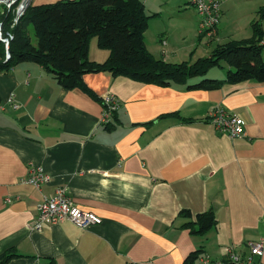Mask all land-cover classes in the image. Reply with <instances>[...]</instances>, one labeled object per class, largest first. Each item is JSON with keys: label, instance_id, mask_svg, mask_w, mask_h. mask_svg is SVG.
<instances>
[{"label": "crops", "instance_id": "crops-1", "mask_svg": "<svg viewBox=\"0 0 264 264\" xmlns=\"http://www.w3.org/2000/svg\"><path fill=\"white\" fill-rule=\"evenodd\" d=\"M141 1L151 16L146 46L171 63L194 62L218 44L250 38L264 6V0H220L218 39L210 40L199 34V14L187 0ZM109 54L91 37V61ZM220 66L226 72L213 67L206 77L225 80L230 66ZM202 78L162 86L109 71L86 73L99 97L112 93L119 100L104 122L100 100L63 87L38 63L0 72V254H19L7 264H185L199 250L221 260L226 246L246 252L248 242L264 243V82L187 87ZM11 95L19 108L8 102ZM219 108L244 118V136L231 139L216 129L210 113ZM35 166L51 183L26 182ZM61 187L102 223L34 228L38 205ZM209 209L216 223L191 232ZM256 259L264 264V252Z\"/></svg>", "mask_w": 264, "mask_h": 264}, {"label": "trees", "instance_id": "trees-1", "mask_svg": "<svg viewBox=\"0 0 264 264\" xmlns=\"http://www.w3.org/2000/svg\"><path fill=\"white\" fill-rule=\"evenodd\" d=\"M257 15L250 38L218 44L210 56L194 62L171 63L155 57L146 46L145 31L151 16L141 0H59L44 5L30 4L13 29L11 59L5 60L4 47L1 48L0 72L21 62H35L63 87H79L101 103L102 98L85 83L86 73L109 71L114 76L162 86L186 84L189 79L202 76L187 87L205 89L218 88L225 82H264V6ZM1 19L6 28H10L12 13L0 15ZM31 31L36 43L32 42ZM93 36L101 47L110 51L104 62L91 61L88 57L89 41ZM222 62L230 66L225 80L206 77L211 68ZM216 221L215 212L209 209L198 215V229L189 226L191 232L203 233ZM16 256H19L16 250L9 249L0 254V264H7ZM199 257L200 250L189 255L185 264H196ZM42 264L55 262L49 260Z\"/></svg>", "mask_w": 264, "mask_h": 264}, {"label": "built area", "instance_id": "built-area-1", "mask_svg": "<svg viewBox=\"0 0 264 264\" xmlns=\"http://www.w3.org/2000/svg\"><path fill=\"white\" fill-rule=\"evenodd\" d=\"M30 0H0V15L8 12L12 13L10 28H6L4 21L0 20V43L4 47L5 60L11 59V42L14 39V27L26 13V2ZM192 5L200 17L199 34L210 40L218 39V29L221 21V2L220 0H187ZM8 102L15 109L20 107L19 102L14 95L8 99ZM102 103L105 106L104 122H109L113 114L119 108L118 98L108 93L102 97ZM5 106L0 105V110ZM210 120L220 132L226 133L231 139L245 135L246 121L237 113H230L224 109H216L210 113ZM50 175L40 166L31 168L26 182L41 188L51 183ZM69 220L81 228L102 223L100 215L91 210L79 207L68 193L66 187L58 188L54 195H45L42 202L38 205V215L34 221L33 227L40 229L44 225H56L62 221ZM246 252H239L232 246H226V258L221 260H212L203 255L200 264H262L259 257L264 252V243L262 241H251L247 244Z\"/></svg>", "mask_w": 264, "mask_h": 264}, {"label": "rangeland", "instance_id": "rangeland-1", "mask_svg": "<svg viewBox=\"0 0 264 264\" xmlns=\"http://www.w3.org/2000/svg\"><path fill=\"white\" fill-rule=\"evenodd\" d=\"M31 36H32V39H33V42L34 43H36V37H35V35H34V32L33 31H31ZM201 40V39H200ZM203 54H205V53H203ZM226 68H222L221 66H218V67H214L213 68V72H219V71H225L226 72ZM211 73V72H210ZM189 80H191V79H189ZM114 115V114H113Z\"/></svg>", "mask_w": 264, "mask_h": 264}, {"label": "water", "instance_id": "water-1", "mask_svg": "<svg viewBox=\"0 0 264 264\" xmlns=\"http://www.w3.org/2000/svg\"><path fill=\"white\" fill-rule=\"evenodd\" d=\"M25 4H26V7L28 8V6L31 4V0L30 1H27Z\"/></svg>", "mask_w": 264, "mask_h": 264}]
</instances>
